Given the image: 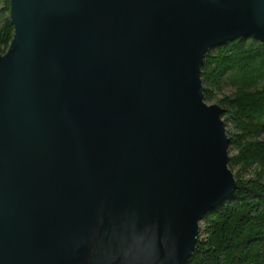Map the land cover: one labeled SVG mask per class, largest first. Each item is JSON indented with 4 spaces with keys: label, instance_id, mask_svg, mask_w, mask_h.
<instances>
[{
    "label": "water",
    "instance_id": "water-1",
    "mask_svg": "<svg viewBox=\"0 0 264 264\" xmlns=\"http://www.w3.org/2000/svg\"><path fill=\"white\" fill-rule=\"evenodd\" d=\"M0 264H186L236 189L208 51L264 0H9Z\"/></svg>",
    "mask_w": 264,
    "mask_h": 264
},
{
    "label": "trees",
    "instance_id": "trees-1",
    "mask_svg": "<svg viewBox=\"0 0 264 264\" xmlns=\"http://www.w3.org/2000/svg\"><path fill=\"white\" fill-rule=\"evenodd\" d=\"M12 38L9 0H0V54ZM200 78L204 101L223 111L236 189L203 217L186 264H264V47L240 38L214 48Z\"/></svg>",
    "mask_w": 264,
    "mask_h": 264
},
{
    "label": "rangeland",
    "instance_id": "rangeland-1",
    "mask_svg": "<svg viewBox=\"0 0 264 264\" xmlns=\"http://www.w3.org/2000/svg\"><path fill=\"white\" fill-rule=\"evenodd\" d=\"M224 94H225V95H228V94H229V91H228V90H225V91H224ZM211 104H214V103H211ZM231 154H232V152H230V155H231Z\"/></svg>",
    "mask_w": 264,
    "mask_h": 264
}]
</instances>
